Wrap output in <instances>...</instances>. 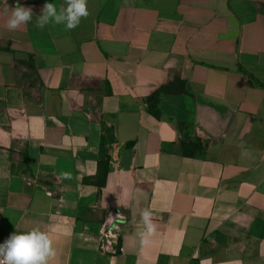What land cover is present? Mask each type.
Segmentation results:
<instances>
[{
    "label": "crops",
    "instance_id": "crops-1",
    "mask_svg": "<svg viewBox=\"0 0 264 264\" xmlns=\"http://www.w3.org/2000/svg\"><path fill=\"white\" fill-rule=\"evenodd\" d=\"M7 3L33 19L0 15V243L39 227L49 264H264V0H87L73 30L34 26L65 0Z\"/></svg>",
    "mask_w": 264,
    "mask_h": 264
},
{
    "label": "clouds",
    "instance_id": "clouds-1",
    "mask_svg": "<svg viewBox=\"0 0 264 264\" xmlns=\"http://www.w3.org/2000/svg\"><path fill=\"white\" fill-rule=\"evenodd\" d=\"M0 15L8 17L6 26L9 31H15L28 24L33 19V10L29 6L17 3L14 7L3 0ZM89 16L87 0H65L64 5L57 7L54 3H45L42 13L36 17L35 27L43 30L49 24H63L66 30L79 26L82 18ZM66 178L68 174H65ZM146 231L141 234V243L148 245L150 237L157 230L153 223L152 212L145 208L140 213ZM56 256L53 240L46 231L33 227L26 232H14L0 243V264H49Z\"/></svg>",
    "mask_w": 264,
    "mask_h": 264
},
{
    "label": "built area",
    "instance_id": "built-area-1",
    "mask_svg": "<svg viewBox=\"0 0 264 264\" xmlns=\"http://www.w3.org/2000/svg\"><path fill=\"white\" fill-rule=\"evenodd\" d=\"M120 226L114 220L107 219L102 224L99 233L101 247L108 252H115V245L118 243Z\"/></svg>",
    "mask_w": 264,
    "mask_h": 264
},
{
    "label": "trees",
    "instance_id": "trees-1",
    "mask_svg": "<svg viewBox=\"0 0 264 264\" xmlns=\"http://www.w3.org/2000/svg\"><path fill=\"white\" fill-rule=\"evenodd\" d=\"M159 94H160V92H157V93H155V95L153 97H155L156 99H158L159 98ZM185 124H183V123L180 124L181 131L184 130Z\"/></svg>",
    "mask_w": 264,
    "mask_h": 264
}]
</instances>
